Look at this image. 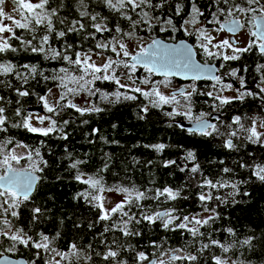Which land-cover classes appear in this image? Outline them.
<instances>
[{
    "label": "trees",
    "instance_id": "1",
    "mask_svg": "<svg viewBox=\"0 0 264 264\" xmlns=\"http://www.w3.org/2000/svg\"><path fill=\"white\" fill-rule=\"evenodd\" d=\"M87 2L89 11L98 12L102 16L108 17L107 22L110 27H114L119 22L127 30L128 22L126 20L120 19L103 4L93 2V0H87ZM154 2L159 3L160 0H154ZM58 3L59 0H52V7H56ZM176 3H181L184 8L181 16H174V22L179 27L191 10L192 0H168L163 8L156 10L153 14L162 17L173 15ZM195 3L205 13L202 19H211V12L215 10L213 0H195ZM76 6L77 0H64V7L61 9L60 15H66L70 20L79 18ZM57 27L62 26L57 24ZM88 30L91 31V28ZM15 31L17 35H26L23 30L16 29ZM171 32H161L159 27H156L151 33L147 30H140L138 35L147 39L151 35L170 41ZM84 35L85 33H73L69 34L66 39L73 45H82L83 50L86 51L94 45L95 41L90 39L84 41ZM108 35V33H104L101 37L100 34H97L100 39ZM12 43L20 50L15 53L0 54V60H9L17 66L36 65L38 70H43L44 74L48 76H51L53 71L60 67H69L63 61L45 60L41 54L24 51L19 41L14 40ZM51 43L54 47L59 48L63 42L52 38ZM246 55L240 54V59L233 60V63L243 64L249 70L254 71L255 75H259L258 60L255 59V65L248 66L252 59L250 60ZM19 70L25 72L23 68ZM122 71L123 69H117L116 74L120 75ZM140 76V71L136 70L133 78H140ZM0 80L10 81L13 85L12 88H9L0 84V96L4 98L3 101H0V106L5 107L6 114L12 122L20 119L15 116L17 108H20L24 115L28 114V108L41 102L39 96L46 94L49 88L53 89L58 84V81L51 79L45 81L39 76L35 79L29 78L23 88L27 89L30 94L19 97L16 95L15 88L21 87V81L14 76L0 77ZM253 80L254 83H257L261 78H253ZM92 87L100 89V92L95 96H90L87 92L82 91L88 101V107L96 105L103 111L81 115L75 109L65 108L59 116L53 117L63 128V133L67 134L66 139L62 138V133L59 131L42 136L30 133L23 127L12 128L9 126L7 132L0 133V141L8 138L13 140V144L9 145V148H16V144H22L27 153L33 154L32 161L22 160L19 166L29 167L35 163L43 169V171L35 173L40 177L35 191L30 201L21 205L19 219L11 218L13 223L17 227L25 228L34 237L40 232L49 237H56L54 247L60 251H67L68 246L72 243L77 244L86 254L92 256L87 264H114L113 261L105 262L96 255V252L106 251L105 244L119 252L118 260L123 264H133L138 252H145L146 255L150 254L153 257V253L157 249L152 247V242L161 245L164 249L182 248L184 249L183 254L197 255L198 261L191 262V264H214L213 256L230 258L229 264L232 261H244L245 264H264V182L252 174L256 165L264 166V139L257 143L249 141L247 137L250 134L240 130L239 124L233 123V117L236 116L241 117V123L245 128L252 126L253 118L257 119L258 123L264 121V95L257 96L254 101L246 99L242 102L236 101L237 104L231 101L228 105L233 104V109L222 115L221 119L212 120L221 134L213 132L212 135H202L181 129L177 125L178 121L192 120L183 115H167L171 112L168 105L153 107L149 98L127 89H118L115 83L109 81H96ZM117 90L121 93L127 92L128 95H135L137 98L135 100L121 98L117 103H108L107 100L101 98V93L111 94ZM199 96L201 98H192V105H201L211 111L214 110L213 104L222 106L218 101L205 95ZM109 99L115 98L109 96ZM144 106L148 107L146 113L141 111ZM209 112L206 113L209 114ZM198 115L193 114V116ZM64 120H68L69 124L63 125ZM93 129L97 130L94 134ZM232 131H235L237 135L229 137L228 134ZM229 138L235 145L231 149L224 146L225 141ZM161 143L166 146L162 151L148 147ZM37 150L40 153L39 157L34 155ZM189 150L194 153V160L185 159ZM69 154H71L70 157ZM71 160L85 161L86 163L79 165V170L85 173V178L88 175L99 173L103 177L106 187L119 185L129 189L135 188L145 191L149 196H154L157 189L162 190L165 187L179 193L174 200L161 196L159 200L140 201L143 209L135 206L131 208V212L137 216L140 215L141 210L154 213L172 209L175 210L173 215L178 217L194 216L204 213V207L207 206L210 209H215L218 214L217 218L210 221L208 225L198 226L203 235H199L195 239L185 230L164 229L159 220L156 224H149L147 221H142L140 224H129L131 230L140 232L138 236H124L116 230L104 232L105 226L110 225L111 222H97L99 209L78 195L88 186L74 178L76 170L69 167ZM167 161H175V164H169L166 167ZM105 164H107V168L100 171L104 169ZM241 165H247V167ZM193 166H198V172L195 174L190 171ZM181 168H185V171H181ZM224 168H229L231 171L224 173ZM205 177L214 182L225 180L236 183V194L227 196V193L234 191L231 187L200 188L198 185ZM202 191L210 192L214 197L221 196L226 199L223 202L213 199L202 204L198 199ZM33 207H39L42 210V215L36 223L31 222ZM206 213L211 214L210 212ZM113 219H119V217ZM178 222L173 221V224ZM90 224L93 225L91 228ZM229 228L233 230L231 234L226 231ZM57 233H59L58 237ZM100 233H103V236ZM248 237H254L251 241V248L242 246L240 243ZM211 240H217L221 244L232 247L228 253L222 252L221 248L216 245H210L202 252L197 251L202 244H210ZM89 244L92 245L91 249L87 247ZM7 246V241L0 244V253L10 257L21 256L27 262L35 261L36 264H44L48 258V254L43 250H40V256L37 258L36 249L18 245L17 251L6 252L3 249ZM62 264H68V262L63 261ZM73 264L76 262L74 261ZM78 264H85V260L81 259ZM181 264H190V262L183 260Z\"/></svg>",
    "mask_w": 264,
    "mask_h": 264
},
{
    "label": "snow or ice",
    "instance_id": "2",
    "mask_svg": "<svg viewBox=\"0 0 264 264\" xmlns=\"http://www.w3.org/2000/svg\"><path fill=\"white\" fill-rule=\"evenodd\" d=\"M103 4L110 12L117 15L120 19L128 22L127 30L121 26L119 22L114 27L108 24V17L102 16L98 12L89 11V3L87 0H77L76 11L79 18L69 19L68 16H61L60 11L64 7V0H59L56 7H52V0H12L14 5L13 12L19 16V19L13 15H9L4 10L5 0H0V54L15 53L19 51L12 41H19L20 46L24 51H31L32 53L43 55L45 60H59L65 62L69 67H60L54 70L51 76L45 75L43 70H38L36 65L24 64L21 66L14 65L9 60H0V77L14 76L21 81V87L15 88L16 95L25 97L30 94L23 86L28 83L29 78L35 79L37 76L42 77L43 80L58 81L57 87L61 89L60 94L54 101H49V95H55L52 89L39 96L40 101L43 102V108L51 116H35L39 125H44L48 121V125L35 126L31 123L33 115L29 113L24 115L20 108L15 110V116L20 117L16 122L9 120L6 114V109L0 106V133L7 132L9 126L12 128L23 127L30 133L48 136L54 131L62 133V138H67V134L63 133V128L58 125L54 116H59L60 112L65 108L75 109L76 112L84 115L89 112H101L102 108L93 105L92 107H80L74 104L69 95L75 96L80 92H87L90 96H95L100 89L92 87L96 81H109L117 85L118 89H127L131 92L140 93L145 98L150 99L153 107L161 105H176L172 111L167 115H184L193 121L195 127L190 131L199 132L202 135H212L213 132L218 135L221 134L217 126L210 123L206 116L209 114L201 112L198 116L192 114V98L194 95H205L214 101H218L219 105L230 103L234 99L242 100L245 95H256L252 92H241L237 90L238 95L235 97H225L222 94H214L213 91L200 92L195 83L175 88L168 94L161 90L172 86L169 77L181 76L193 82L200 79H210L215 81L213 88L216 85H221L220 92L232 87L231 84L223 85L222 78L219 75H210L211 66L208 64L201 65L196 59V51L198 49L208 58H221L220 50L230 49L232 55H222L224 61L238 60L240 54L257 49L261 56H264V0H213L215 10L211 12V19L203 20L205 13L196 5L195 0H192L191 10L187 13V18L182 20L179 27L174 22V16L179 17L184 12L181 3L175 4V11L173 15L162 17L154 15L153 13L164 7L168 0H160L155 3L154 0H93ZM171 8V6H169ZM223 17V19H221ZM243 19V22H242ZM10 21L11 23H5ZM59 24L62 27H57ZM206 25H213L209 29ZM247 25H251L249 29V36L252 39L244 47L239 46V42L235 39H219L213 33L227 31L233 36H236L241 30L245 29ZM159 27L161 32H178L183 31L188 37H195V43L189 45L186 41L180 40L178 42H165L157 39L154 36L149 37L150 42L145 43L144 38L138 35L140 30H147L150 33L153 29ZM91 28V31L88 29ZM16 29L23 30L24 34L17 35ZM254 29V30H253ZM42 32V34H41ZM73 33H85L83 40L95 41L93 46H90L86 51L83 50L82 45H73L67 41V36ZM104 33H108L107 37L103 39L98 38L97 34L103 37ZM52 38L63 43L59 48L54 47L51 43ZM136 40L135 50H130L129 41ZM79 49V50H77ZM215 50V51H214ZM111 52L113 55H107L103 62L97 64L93 56L105 57V53ZM138 67H142L148 76L139 79V84L149 85L151 87L146 91L137 85V79L134 75ZM223 67V65H221ZM23 68L25 72L19 69ZM117 69H123L120 75H117ZM246 70V69H245ZM257 70L261 72V81L258 85L259 92L264 93V64L257 65ZM237 69L229 71V75L233 78L237 77ZM27 73V74H25ZM159 74L164 77L163 80L153 81L151 76ZM124 78L128 83H123L121 78ZM0 84L12 88L10 81L0 80ZM72 85V86H70ZM240 88H244V79L240 77ZM23 89V90H22ZM109 96L115 99H109ZM178 97L180 99H178ZM101 98L107 100L108 103H117L121 98L126 100H135V95H128L127 92L120 91L109 93H101ZM0 96V101H3ZM64 102V103H62ZM19 103V101H17ZM207 103V101H206ZM212 107L215 109L216 104ZM183 109V111H181ZM141 111L147 112L148 107L144 106ZM87 123V121H84ZM233 123L240 125V130L248 132L247 139L253 143L261 142L264 139V133L257 131V119H252V126L245 128L241 123V117H233ZM69 121L64 120L63 125H68ZM260 127H264V121L259 123ZM182 127V125H181ZM211 129V131H209ZM93 129V134L96 132ZM229 137L237 135L235 131L230 132ZM13 144V140L8 138L0 141V244L4 241L8 242V246L3 250L6 252L17 251V246L22 245L25 248L36 249V257L39 258L40 250L48 254V258L44 264H61L62 261H67L68 264H76L81 259L85 260V264L92 259L90 254H86L77 244L72 243L68 246L67 251H60L54 247V240L56 237H49L43 232L37 233L36 237L30 235L23 227H17L13 223V219H19V209L25 202L30 201L31 194L34 191L35 185L40 177L34 175L36 172L43 171L35 163L29 167L19 166L22 160H33L31 152L21 154L15 151V148H9ZM226 148H233L235 145L231 138L225 141ZM15 147H25L22 144H16ZM148 147H153L157 151H162L166 146L164 144H156ZM35 157H39V151H35ZM71 154H69V157ZM186 160H194V153L187 151ZM43 162V161H42ZM46 163V162H45ZM86 163L81 160H71L69 167L76 170L75 179L85 185L87 189L78 195L83 197L87 203L99 209L98 221L111 222L106 225L104 232L116 230L121 232L124 236H138L139 231H133L129 228V224H140L142 221H147L149 224L161 221L164 229L176 230L181 229L187 231L193 239L199 235H203L199 227L208 225L210 221L217 218L215 209L204 207L205 212L211 214L205 218H200L199 214L194 216L178 217L173 215L174 209L165 211H156L150 213L146 210H141L140 215L137 216L131 212L133 206L143 209L140 201L145 199L159 200L161 196H166L169 200H174L179 195L178 192L165 187L162 190L157 189L154 196H149L145 191L127 187L115 186L106 187L103 182V177L97 173L96 175H88L85 178V173L79 170V165ZM175 164V161H167L165 166ZM247 167V165H241ZM107 168L105 164L103 171ZM185 171V168H181ZM190 171L192 173L198 172V166H193ZM231 169L224 168L223 172L228 173ZM260 181L264 182V166L256 165L252 173ZM200 188H225L231 187L233 192L227 193V196H234L237 190V184L225 180L213 181L208 178L203 180L198 185ZM105 191H116L124 193V199L116 203L111 208H106L104 203V196L100 193ZM247 195V193H245ZM198 199L202 204L216 199L223 202L226 197L213 196L210 192H201ZM128 210H125V209ZM32 223H36L42 215V210L39 207H33ZM119 219H113L114 217ZM173 221H179L173 224ZM79 226V225H77ZM93 225H89L91 228ZM230 234L232 229H227ZM103 236V233H100ZM59 233H57V237ZM254 237H248L241 241L242 246L251 248V241ZM115 244V241H113ZM210 245L219 246L224 253H228L231 245L221 244L220 241L211 240L210 244H202L197 251L202 252ZM89 249L92 245L87 246ZM106 251L103 253L96 252V255L101 257L105 262L111 260L114 264H123L118 260L119 252L113 247L105 244ZM152 247L157 249L153 253L152 259L146 255L145 252H138L136 260L138 262H145L147 264H175L176 261L197 262L198 256L192 253H184L182 248H168L164 249L161 245L152 242ZM58 257V259H57ZM167 257V260L164 259ZM229 259L219 256H213L214 264H229ZM28 264H36L35 261H30ZM231 264H245L244 261H232Z\"/></svg>",
    "mask_w": 264,
    "mask_h": 264
},
{
    "label": "flooded vegetation",
    "instance_id": "3",
    "mask_svg": "<svg viewBox=\"0 0 264 264\" xmlns=\"http://www.w3.org/2000/svg\"><path fill=\"white\" fill-rule=\"evenodd\" d=\"M242 22H243V19H242ZM208 28L211 29L212 27L208 26ZM246 30H248V29L247 28L243 29L236 36L229 35L228 33L224 32V31L219 32V34L224 36L225 39L237 40L242 33L246 32ZM249 39H252V37H249ZM180 40H184L187 43H189L190 45H193L195 43V37H188L184 34L183 31L171 32L170 41H168V42L175 43V42H178ZM246 45L247 44H245L244 46H246ZM194 51H196L197 62L201 65H204V64L210 65L213 68V71H215L216 75L221 76L223 85H228V84L232 85V87L230 89L233 90V92L236 95H238V92H237L238 89L241 92H252V93L256 94V95H245L242 100L234 99V100H232V101H234V103H236V101L242 102L246 99H250V100L254 101V99L257 96L262 95L259 92V87H258L261 80H259L257 83H254V80H253V78H261V74L255 75L254 71L249 70V68H246L243 64L238 65V64L233 63V60L224 61L222 59V55H225V54H223V53H221V58H208L205 55H203V53L200 52L198 49H194ZM243 54H247L246 56H249L250 60L252 59L251 60L252 62H250L251 64H248V66H252V64L255 65V63H254L255 59L259 60L258 57H261V55L259 54L257 49H253L252 51L245 52ZM246 62H248V61H246ZM221 65H223V67H221ZM232 69L238 70L237 77H235V78L231 77L228 74L229 71ZM137 70H139L141 73L140 78H144V77L148 76V73H146L142 67H138ZM240 77H243V79H244V88L243 89L240 88ZM182 78L183 77H178V76L169 77V79L172 82V86L170 87V92L173 91L175 88L184 87V86H187V85H190L193 83H195V86L197 87V89L200 92L213 91L214 94H223V93L227 92L226 90H228V89H226L221 93L220 92L221 85H216V87L213 88L215 81H212L210 79L197 80V81L193 82L191 80H184ZM159 79H164V77H158L155 74L151 76V80H153V81H159ZM193 98L197 99V98H201V96L194 95ZM178 99H180V98L178 97ZM232 106H233V104H230V105L225 104L222 106H217L214 110L211 111L204 106L193 105L192 106V114H200L201 112L206 113V112L210 111L209 115L212 113H218V114H220V118H218V119H221L222 115L229 112L230 109H233ZM173 107H177V106L176 105H170V111H172ZM181 111H183V109H181ZM214 124H215V122H214ZM148 256L150 259L154 258V257H151L150 254ZM12 258H17V257H12ZM165 260H167V258ZM133 264H147V261L138 262L136 259H134Z\"/></svg>",
    "mask_w": 264,
    "mask_h": 264
},
{
    "label": "rangeland",
    "instance_id": "4",
    "mask_svg": "<svg viewBox=\"0 0 264 264\" xmlns=\"http://www.w3.org/2000/svg\"><path fill=\"white\" fill-rule=\"evenodd\" d=\"M3 7H4V10H5L6 13H8L9 15H13L15 18L19 19V16L16 13L13 12L14 5L12 4V0H5V4H4ZM5 23L10 24L11 22L10 21H5ZM206 26L207 27L208 26L213 27V25H206ZM250 27H251V25H247L246 28L248 30H246V32L242 33L239 36V38L237 39V41L239 42V46L240 47H243L245 44H247V42L249 40V37H250L249 36V29H250ZM213 35H215L217 37V40H219V39H225L224 36L220 35L219 33H213ZM143 38H144V42L145 43L150 42V39H147L146 37H143ZM136 44H137V41L136 40L129 41L130 50H133L134 51L135 48H136ZM220 52L223 53V54H226V55H232L233 54L230 49H223V50H220ZM107 55H113V54L111 52H107V53H105V57L93 56V59L96 61L97 64H100V63L103 62V59L106 58ZM258 58H259V60L257 61L258 65L259 64H264V56H261V57H258ZM258 74H261V72H258ZM121 79H122V82L123 83H128V81L125 80L124 78H121ZM134 79H137V78H134ZM139 79H142V78H139ZM139 79H137V85L136 86H139L141 88H144L147 91L151 87V84H149V85L139 84ZM159 80H163V79H159ZM70 86H72V85H70ZM262 86H264V85H262ZM122 90H124V89H122ZM161 90L165 94L170 93V87L169 88H163L161 86ZM60 91H61V89H59L58 87L53 88L52 89V92L55 93V95H49L48 96L49 101L51 102V101H54L55 99H57L58 96H59V94H60ZM226 91L227 92H225V93L222 94L225 97H235V96H237L233 92V90H231V89H228ZM261 94L264 95V93H261ZM68 99H70L74 104H76V105H78L80 107H88V101H87V99L85 98V96L83 95L82 92H80L75 97H73L72 95H69ZM42 105H43V102H42ZM168 106H170V105H168ZM32 108H35V107H31V109ZM30 113L33 115V119L31 120V123H33L35 126H45L46 127L48 125V121L47 120L45 121L44 125H39L38 121L34 118L35 116H40V115H43V114H39V113H37L35 111L30 112ZM28 114H26V115H28ZM49 115H52V114L46 112L45 115H43V116H49ZM257 131L258 132H261V133L264 132V128L263 127H260L259 126V123H257ZM15 151L18 152V153H21V154H25V155L27 154V151H26V149L24 147H16L15 148ZM17 166H19V165H17ZM100 194L103 195L104 198H105L104 199V203H105V207L106 208H111L116 203L122 201L124 199V195H125L124 193L116 192V191H105V192L100 193ZM125 210H128V209L126 208ZM207 216H209V214L206 213V212H204L202 214H199V217L200 218H205ZM157 222L158 221H156L155 223H152V224H156ZM180 254L183 255V253H180ZM0 255H3V254L0 253ZM17 258H22V257L19 256ZM166 258L167 257H164V259H166ZM57 259H58V257H57ZM62 263H63V261L61 262V264ZM175 264H181V261H176Z\"/></svg>",
    "mask_w": 264,
    "mask_h": 264
},
{
    "label": "water",
    "instance_id": "5",
    "mask_svg": "<svg viewBox=\"0 0 264 264\" xmlns=\"http://www.w3.org/2000/svg\"><path fill=\"white\" fill-rule=\"evenodd\" d=\"M242 31V30H241ZM240 31V32H241ZM226 33H228L229 35H232L231 33L227 32L226 30L224 31ZM239 32V33H240ZM233 36V35H232ZM157 39H160V40H163L162 38H157ZM165 41V40H163ZM165 42H168V41H165ZM189 44V43H188ZM190 45V44H189ZM195 59H196V56H195ZM197 61V60H196ZM210 75H216L215 71H213V68L211 67V72L209 73ZM156 76L158 77H163L162 75H159V74H155ZM178 77H181V76H178ZM184 80H189V79H185V78H182ZM200 80H203L200 79ZM35 108H28L27 111L30 113V112H37L39 114H45V111H44V108H43V105H42V102H39L36 106H34ZM218 118H220V114L218 113H212L209 115L208 118H206L210 123H213L211 120H217ZM177 125L187 131V132H190V133H199V132H193V131H190L191 129H193L195 127L193 121H178L177 122ZM182 125V127H181ZM200 134V133H199ZM34 175H36L34 173ZM37 176V175H36ZM38 183V181H37ZM36 183V185H37ZM36 185H35V188H36ZM35 188H34V191H35ZM34 191L32 192L31 196L33 195ZM0 264H28L27 260L24 259V258H12L8 255H1L0 256Z\"/></svg>",
    "mask_w": 264,
    "mask_h": 264
}]
</instances>
